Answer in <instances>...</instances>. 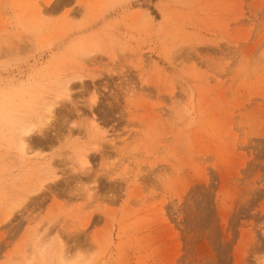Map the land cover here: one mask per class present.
I'll return each mask as SVG.
<instances>
[{
    "label": "rangeland",
    "instance_id": "1",
    "mask_svg": "<svg viewBox=\"0 0 264 264\" xmlns=\"http://www.w3.org/2000/svg\"><path fill=\"white\" fill-rule=\"evenodd\" d=\"M73 262L264 264V0H0V264Z\"/></svg>",
    "mask_w": 264,
    "mask_h": 264
},
{
    "label": "bare ground",
    "instance_id": "2",
    "mask_svg": "<svg viewBox=\"0 0 264 264\" xmlns=\"http://www.w3.org/2000/svg\"><path fill=\"white\" fill-rule=\"evenodd\" d=\"M69 87H70L69 80H66V81L60 83L52 91L54 99L50 102L43 103V108H42L43 111L41 114H39L38 116L34 115L35 117H33V118H26L25 117L26 119H22L21 122L18 123V126H17V128H15L14 133H13V149L15 150L16 159L18 160V162H25L29 159V157L33 151V149L30 148V146L28 145V143L30 141V134L34 131L41 132L43 130L44 126H46L49 123V121L51 120L52 114H53L54 106L58 103L59 100L64 99V98H69V93H70ZM92 98H93L92 101H94L95 100L94 95L92 96ZM38 113H40V112H38ZM83 147H85V146L83 145ZM36 148H38V147H35V149ZM39 148H40V146H39ZM92 148L96 149L95 146ZM81 149H82V147H81ZM87 149L85 147L83 150H80L79 153L77 152L78 156L76 155V158H75L76 166L79 168H82V169L84 168L83 170H85V168L88 166V159H87L88 150ZM38 172L43 177L40 176V178L39 177L37 178V181L34 180L35 182H33V183H35V184H34L33 188L31 187L32 190L29 191L30 193H32V192L34 193V192L41 190V188H43L46 181H49V180L55 178V176L57 177L54 169L52 168V165L48 162L40 163ZM21 199H23V198L20 197L19 200H21ZM17 205H18V203H15V206H17ZM53 244H54V242L47 241V240L43 241L39 238L36 254L38 255V257H40V259L43 260L45 257L47 258L48 256H49L48 258H50V256H52V254L55 253V255H57V257H58V261L60 263H62L63 261L61 258V251L57 250V251L53 252V250H52ZM71 264H76V263L73 262Z\"/></svg>",
    "mask_w": 264,
    "mask_h": 264
}]
</instances>
